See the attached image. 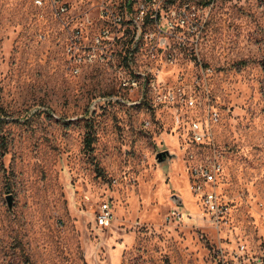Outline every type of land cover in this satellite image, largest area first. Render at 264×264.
Returning a JSON list of instances; mask_svg holds the SVG:
<instances>
[{"label":"rangeland","instance_id":"374dc122","mask_svg":"<svg viewBox=\"0 0 264 264\" xmlns=\"http://www.w3.org/2000/svg\"><path fill=\"white\" fill-rule=\"evenodd\" d=\"M163 1L0 0V264H264V0Z\"/></svg>","mask_w":264,"mask_h":264},{"label":"built area","instance_id":"2783aa9c","mask_svg":"<svg viewBox=\"0 0 264 264\" xmlns=\"http://www.w3.org/2000/svg\"><path fill=\"white\" fill-rule=\"evenodd\" d=\"M133 1V0H131ZM131 1L129 0L128 6H131ZM146 2H151L152 0H145ZM176 0H164L163 2L166 4H173ZM210 4L209 2L205 3L204 5ZM188 6V5H186ZM67 8L62 7L61 11L65 12ZM158 12L156 13V15ZM194 132L195 139L197 141H201L205 136L201 132L200 126L198 124H193L192 128ZM221 172L220 164L210 162L209 164H200L198 168H190V173L193 179L196 181L194 186L195 192H201V200L203 202L204 208L207 213L211 214L215 220L218 222L221 218H225L228 208L227 206L221 202L219 196L216 194L215 191L210 187L208 190L202 191V186L198 185L199 180L205 182L207 185L212 186L215 183L217 175ZM99 209V213L96 216V222L101 227L109 226L113 219L112 212L110 207L107 203L101 204ZM237 255L239 258H245L247 256V250L245 248V244L238 247Z\"/></svg>","mask_w":264,"mask_h":264},{"label":"water","instance_id":"95a60500","mask_svg":"<svg viewBox=\"0 0 264 264\" xmlns=\"http://www.w3.org/2000/svg\"><path fill=\"white\" fill-rule=\"evenodd\" d=\"M169 157H170V155H169V153H168L167 151H164V152L158 153V154H157V162H158L159 164H162V163H164V162L167 160V158H169ZM173 200H174L175 202H179V203H180V201H181L180 198H176V197H174ZM7 201L9 202V203H8V206L11 208V206H12V196H11V195L7 196Z\"/></svg>","mask_w":264,"mask_h":264},{"label":"trees","instance_id":"16d2710c","mask_svg":"<svg viewBox=\"0 0 264 264\" xmlns=\"http://www.w3.org/2000/svg\"><path fill=\"white\" fill-rule=\"evenodd\" d=\"M87 142L88 143H86V146H87V148H90L91 147V144H92V140L91 139H88Z\"/></svg>","mask_w":264,"mask_h":264}]
</instances>
